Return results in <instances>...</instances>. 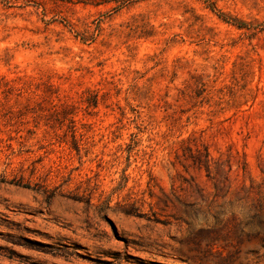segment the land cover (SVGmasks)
<instances>
[{"label": "rangeland", "instance_id": "1", "mask_svg": "<svg viewBox=\"0 0 264 264\" xmlns=\"http://www.w3.org/2000/svg\"><path fill=\"white\" fill-rule=\"evenodd\" d=\"M0 264H264V0H0Z\"/></svg>", "mask_w": 264, "mask_h": 264}, {"label": "trees", "instance_id": "2", "mask_svg": "<svg viewBox=\"0 0 264 264\" xmlns=\"http://www.w3.org/2000/svg\"><path fill=\"white\" fill-rule=\"evenodd\" d=\"M194 160L200 163L201 166H205L206 169L210 172L211 166L214 158L211 156L210 151L206 148V151L198 149V153L194 155Z\"/></svg>", "mask_w": 264, "mask_h": 264}]
</instances>
